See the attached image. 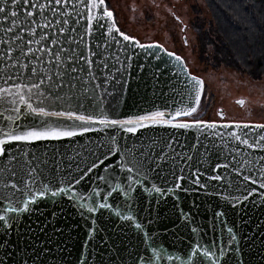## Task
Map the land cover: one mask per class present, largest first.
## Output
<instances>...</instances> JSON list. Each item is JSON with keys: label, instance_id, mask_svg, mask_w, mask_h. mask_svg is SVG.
<instances>
[{"label": "water", "instance_id": "1", "mask_svg": "<svg viewBox=\"0 0 264 264\" xmlns=\"http://www.w3.org/2000/svg\"><path fill=\"white\" fill-rule=\"evenodd\" d=\"M72 2L73 0H69V11H72ZM75 2L79 3V0ZM113 18L116 22L114 13ZM79 19L82 21L79 31L83 32L86 21L83 16ZM102 23L111 22L105 20ZM116 27L120 29L117 23ZM95 29L93 24L94 33L99 35ZM120 31L142 44H159L161 47L141 49L130 41H124L118 33L115 34V41L109 40L106 32L103 41L86 37L93 63L89 67L84 63L85 57L81 56L74 66L83 68L84 71L66 76L65 86L58 93L48 91L55 101L51 110H65L70 106L78 114L98 113L102 107L110 117L124 120L156 110L168 113L189 105L188 89H185L186 74H181L182 69L178 70L177 62L166 53L178 54L159 42H141L121 29ZM60 35L63 39L64 34ZM68 38L72 39L71 36ZM102 43H106L107 48L96 47ZM48 47H52L51 44ZM79 50H83V45ZM157 55L161 59L157 60ZM178 56L184 61L188 73L203 80L190 70L181 55ZM72 75L79 79L72 81L76 87L70 89L68 80ZM0 86L14 87L11 82L5 85L2 77ZM57 95L63 99L57 100ZM32 102L35 103V100ZM49 103L51 101H45V104ZM92 105L96 107L93 108ZM221 111L223 110L218 111L220 118ZM10 114L12 113H5ZM224 115L223 111L220 121H198L216 125L258 124L224 121ZM188 118L182 116L178 120L189 123L195 121L187 120ZM2 122L0 118V123ZM57 122L64 125L72 123L64 120ZM237 131L239 130L235 128L221 127L215 130L204 128L202 132L195 128L184 130L168 127L139 129L136 133L105 129L60 141L15 145V148L34 154V163L41 162L43 172L37 179L50 180L53 190L65 186L59 184L63 176L71 181L67 186L78 194L87 195L93 186L99 184L104 191L94 199L98 202L107 199L114 207L122 206L126 199L124 194L113 193L112 196H107L110 189L98 177L106 174L105 169L111 170L121 163L125 158V148L135 145L138 154L140 150H151L160 156L168 152L170 156L175 155L176 159L169 160L165 157L161 168L149 173V179L137 185V191L132 193L134 203L129 201L133 203L134 209L132 222L117 217L114 211L98 207L94 213L89 214L85 210L81 214V210L64 194L57 197L47 194L38 199L36 204L30 206V212L22 214L13 225L7 226L0 222V260L4 264H80L81 260L85 264H140L141 257L152 256V249L148 246L151 242H146L143 232L135 228V223L139 222L155 238V243L160 248L165 249L169 255L181 258L170 261L164 256L158 262L153 258V264H181V260L188 257L192 245L197 241L205 246H223L230 239L227 231L229 227L236 235V240L232 243L238 250V261L242 264H264V189L259 187L260 163L257 162L256 167H253V161L264 153L240 145L229 135ZM243 131L240 132L241 135ZM259 131L264 130L253 131L251 135L255 137ZM220 133L224 134L223 138H220ZM113 135L117 136L121 152H109L105 158V152L110 147L109 139ZM165 141H175L174 152L164 146ZM8 148L13 150L11 145ZM189 156L192 157L191 160L187 159ZM241 157L248 163L245 164ZM127 158L131 159V156ZM45 160L47 164L42 163ZM101 160L104 161L103 164L100 163ZM223 164H228L229 168H222ZM237 171L241 172L238 177ZM82 175L81 184L76 185L75 179ZM181 175L183 180L179 179ZM216 175H220L222 179H209ZM243 175H250V180L255 179L257 183L245 182ZM197 177L200 184L206 187L195 183ZM230 178L233 179L231 187L228 184ZM153 184L164 190L163 196L152 190ZM177 185L179 187H176L175 192L169 191ZM7 203L6 200H0V209ZM221 212L224 213L223 217L218 215ZM193 227L198 229L196 233L192 232Z\"/></svg>", "mask_w": 264, "mask_h": 264}, {"label": "snow or ice", "instance_id": "2", "mask_svg": "<svg viewBox=\"0 0 264 264\" xmlns=\"http://www.w3.org/2000/svg\"><path fill=\"white\" fill-rule=\"evenodd\" d=\"M70 7L72 11H69V0H0V77L5 85L10 82L14 85V87L0 86V108H3V111H0V118L3 121L0 123V161H3L0 163V200L8 201L7 205L0 209V212L3 213L0 214V222L7 226L13 225L22 214L30 212L31 205L36 204L38 199L47 194L52 197L64 194L68 200L74 202V206L81 210V214L85 210L89 214L94 213L98 207L114 211L117 217L132 222L134 221L132 193L137 191V185L143 180H148L149 173L156 172L161 168L165 157L169 160L176 159L175 155L170 156L168 152H164V155L160 156L159 153H153L151 150H140L138 154L135 145L125 148V158L121 160V163L112 167L111 170L105 169L106 174L98 177L99 181L110 189L107 196L110 197L113 193L124 194L126 199L122 206L114 207L107 199H104L103 202L94 199L101 196L104 191L99 184L93 186L92 191L87 195L78 194L73 191L72 187L67 186L71 184V181L67 176H63L59 184L65 186L53 190L50 180L37 179L43 172L41 162L34 163L36 161L34 154L30 155L22 149L15 148L17 144L31 145L38 141H60L65 138L82 136L87 132H102L105 129H121L127 133H136L139 129L168 127L184 130L195 128L202 132L204 128L215 130L217 127H221L239 130L229 133V135L240 145L264 153V131L257 132L255 137L251 135L253 131L264 130V124L216 125L203 121L179 122V117H192L197 113L204 91V82L188 73L182 58L173 52L166 54L177 62L178 70L182 69L181 74H186L185 89H188L187 94L190 101L188 106H181L168 113L156 110L146 115L124 120L110 117L102 107L99 108L98 113L79 112L78 114V111H73L70 106L65 110H51L55 101L48 91L58 93L65 86L66 76L84 71L83 68L78 69L74 66L80 61L81 56L85 57L84 63L89 67L93 63L86 37L103 41L106 32L107 38L115 41L117 40L115 34L118 33L124 41H130L141 49H159L161 47L159 44H142L121 32L116 27L113 12L105 6V0H79V3L73 0ZM81 16L86 21L83 32L79 31V26L82 23L79 19ZM105 20L111 23H102ZM93 24H95V31L99 35L94 33ZM60 34H64L63 39ZM69 36L72 39H69ZM49 44L52 47H48ZM81 45H83V50H79ZM101 46L107 48L106 43L96 45V47ZM155 58L161 59L159 55ZM78 79L79 77L75 75L71 76L68 80L70 89L76 87L72 81ZM56 99L63 98L57 95ZM68 99H72V97H68ZM33 100L35 103L32 102ZM45 101H51V103L45 104ZM237 103L243 106L245 101L239 100ZM91 107L95 108L96 105ZM6 112L12 114L5 115ZM220 115L223 118V111L220 112ZM60 120L72 123L64 125L57 122ZM95 125L101 127H94ZM241 131H243V135L240 134ZM219 135L220 138H223L224 134L220 133ZM155 143L158 144L159 141H155ZM174 143L175 141L171 143L165 141L164 146L174 152ZM109 144L110 147L105 152V158L109 152L113 154L121 152L116 135L110 137ZM10 145L13 146L12 151L8 148ZM100 146L103 147V145ZM129 155L131 159L127 158ZM187 159L191 160L192 157L189 156ZM241 159L245 164L248 163L243 157ZM257 162L261 165L258 169L260 172L259 187L264 189V155L253 161L254 168ZM42 163L47 164V161ZM100 163L103 164L104 161L101 160ZM221 167L228 169L229 165L223 164ZM240 175L241 172L237 171L236 176ZM82 179L83 175L76 178L75 184L80 185ZM179 179L183 180L184 177L181 175ZM209 179L218 181L222 177L216 175L210 176ZM243 180L252 184L257 183L255 179L250 180V175H243ZM195 183L200 184L199 177ZM228 184L230 187L233 186L232 178L228 180ZM200 186L206 187L203 184ZM176 187L179 186H174L169 191L175 192ZM152 190L159 193L160 196L164 195V190L155 184L152 185ZM238 190H240L239 187ZM84 201H88V203H84ZM123 209L128 211L124 212ZM218 215L223 217L224 213L221 212ZM135 228L143 232L146 242H151L148 246L152 249V256L141 257L140 264H153V258L158 262L164 256H167L170 261L181 259L179 256L169 255L165 249L160 248L155 243V238L144 230L141 223L136 222ZM191 230L193 233L198 231L195 227ZM227 231L230 238L228 243L223 246H205L197 241L192 245L188 257L181 260V264H242L237 259L238 250L233 247L232 243L236 240V235L231 227ZM0 264H4L3 260H0ZM80 264H85V261L81 260Z\"/></svg>", "mask_w": 264, "mask_h": 264}, {"label": "rangeland", "instance_id": "3", "mask_svg": "<svg viewBox=\"0 0 264 264\" xmlns=\"http://www.w3.org/2000/svg\"><path fill=\"white\" fill-rule=\"evenodd\" d=\"M122 31L141 42H159L181 55L194 74L202 77L208 105L198 110L197 118L264 123V77L255 78L244 70L231 68L212 59L199 43L197 21L210 29L211 16L204 0H105ZM176 15L181 23L176 20ZM185 26V32L182 27ZM183 36L186 37V44ZM243 99V106L237 101Z\"/></svg>", "mask_w": 264, "mask_h": 264}, {"label": "trees", "instance_id": "4", "mask_svg": "<svg viewBox=\"0 0 264 264\" xmlns=\"http://www.w3.org/2000/svg\"><path fill=\"white\" fill-rule=\"evenodd\" d=\"M204 1L211 16L210 29L205 30L202 21L194 28L204 54L210 51L218 63L242 69L255 78L264 77V0ZM201 106L209 111L205 83L199 109ZM197 114L187 120L211 121L208 115L197 118Z\"/></svg>", "mask_w": 264, "mask_h": 264}, {"label": "flooded vegetation", "instance_id": "5", "mask_svg": "<svg viewBox=\"0 0 264 264\" xmlns=\"http://www.w3.org/2000/svg\"><path fill=\"white\" fill-rule=\"evenodd\" d=\"M106 3H107V2H106ZM116 20H117V19H116ZM176 20H177L179 23H181V19H180L179 17H177V15H176ZM181 29H182L183 32H185L186 27L183 26ZM183 40H184V43L186 44L187 42H186V37H185V36H183Z\"/></svg>", "mask_w": 264, "mask_h": 264}]
</instances>
